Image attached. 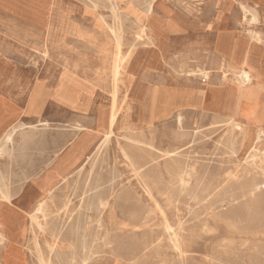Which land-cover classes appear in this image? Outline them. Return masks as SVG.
<instances>
[{
    "label": "bare ground",
    "instance_id": "obj_1",
    "mask_svg": "<svg viewBox=\"0 0 264 264\" xmlns=\"http://www.w3.org/2000/svg\"><path fill=\"white\" fill-rule=\"evenodd\" d=\"M80 1L97 15V22L102 23V26L106 27L113 43L114 53L111 59L113 91L111 93V102L108 108L97 107L93 122L94 129H89L79 120L75 121L72 136L75 135L76 137V134L80 135L73 140H64L62 138L63 140L59 142L60 148L54 155L57 158L46 164L48 168L53 166L59 156L69 147L78 150L84 155L83 160L71 168L67 175L62 176L50 188L49 199H40L33 205L28 218L24 222L21 235L25 238V243L22 249L26 252V259L29 260V264H92L96 254L99 253L95 251L97 245L101 244L103 248H106L111 244L108 232L109 228L105 223L104 214L107 211L113 210L114 203L110 199L115 195L114 185L111 183L108 186V183L106 186L104 179L93 180L91 177L94 173L93 168L97 162L102 160L105 155L103 153L108 149L107 147L112 137L116 136L114 132L115 127L117 130L124 132L122 137L133 146L134 158L128 151L127 145L129 143H126L127 145L117 144L122 157L125 158L128 166L132 168L135 180L137 181V188H139L137 191L136 188L134 189L129 185L128 187L130 188L128 190L134 193L136 201L140 203L143 200L151 202L152 208H147L148 211L145 214H155V212L162 214L159 224L161 232L156 237V240H165L169 249L173 252L177 264H187V260L191 257L189 253L196 228H200L206 232L210 230L212 225L217 227L219 223L225 225V230L211 236V239H216L213 250L215 256L218 253L242 252V249L245 250L247 247H252V249L257 251L258 247L261 246V243L258 242H264V196L256 197L260 192L259 190L264 186V125L258 123L251 124L242 118L219 110L220 108L206 107L198 103L196 100L202 95L201 87L182 85L183 89L179 86L173 92H170L169 89L165 90V88L156 85L157 87L154 86V88L147 92V97L150 98L153 91L156 99H166L167 101V98L174 97L176 93L180 98L190 97L193 100L192 102L172 103L170 105L165 101L162 103L161 109L158 106L160 105L159 103H155L153 106L146 104V107L150 106L151 108L150 115H143L139 123L146 122L147 124H139V126L134 128L129 127L128 122L131 121L127 118L129 108L127 106L118 107L116 103L118 85L124 83L127 74L130 72L131 62H133L131 59L136 51L138 40L141 38L147 40L151 47L156 48V50L165 42L164 38L166 36L143 19V15L153 9V5L157 0H130L124 5H122V0ZM193 1L196 2V6L192 8L198 14L201 10L200 5L206 0ZM226 1L225 6L227 10ZM217 2H220V0H214V3ZM234 2L236 4L235 8L233 7ZM49 4L52 3L45 0H0V12L2 11L6 14H10L9 12H11L15 15V18L18 16L23 18L28 17L35 20L39 26H44L50 20L46 8ZM230 8H233V12H235L233 16L235 26L237 25L240 32L244 33L249 40V44H246L244 48L241 47L240 52L247 50L248 45H250V49L252 50L251 46H253L254 62L251 65L238 62L237 64L235 63L238 68H235L227 57L229 51L233 52L232 47L234 44L228 42L212 43V55H208L192 67L185 64L177 70L187 83L193 82L198 77L209 82L213 75H216L221 80L219 81L221 84L236 85L242 89L256 85L258 80L264 82V29L260 28V24H264V0H233ZM48 9L50 8L48 7ZM105 9L109 12V22L105 19ZM173 15L176 17L178 13H173ZM131 20L137 32L136 41L131 42L125 49H122L126 23ZM189 24L191 23H187V25ZM224 39L228 40L229 38L225 36ZM156 50L153 49V53L157 55ZM259 52L262 53V56L259 55ZM256 56H258V59L255 58ZM41 57H43L42 54ZM36 58L38 59V57ZM230 69H232L231 75L228 73ZM59 78L54 94H52L53 98L55 100H62V102L58 103L71 109L80 110L81 112L86 111L87 106L81 102L80 94L75 85L66 79ZM124 95L128 98L129 93L127 88H125ZM41 103L42 88L39 86V82H36L30 91L28 111L34 114L40 109ZM197 110L200 112L199 115H211L210 125L213 127V130L224 131L215 139L214 148H222L224 153L228 154V161L232 162L233 168H225L216 174H211L208 181H204L206 177L202 176L198 184L192 186L190 180L193 175H196L197 168L187 154L190 152V149L196 147L197 136L200 133L199 128L201 125L194 119L195 113H193ZM152 114H155V117H150L153 116ZM169 119H172L173 122ZM159 120L171 123L169 126L170 130H172L171 139L173 140V144L167 149L156 147L152 142L154 138V123ZM41 121V119H38V122L42 124ZM24 126L25 124L18 120L14 124L8 125L0 133V158L6 155V163L14 155L12 153L14 149L11 151L9 145L12 143L14 135L19 131H23ZM33 126L31 125L32 130L30 132H33ZM253 128L254 131L252 132ZM35 136L33 135V137ZM250 136H252V139H250ZM29 137L26 136L25 139L27 140ZM27 141L29 142V140ZM246 143L249 144L248 149L243 159L238 160V155L242 152L241 150ZM25 145L27 144L25 143ZM29 146L33 145L30 144ZM29 146L27 145L24 149L27 151ZM35 146L38 147L37 145ZM23 147L24 145L21 148ZM18 150L20 151V149ZM59 151H61L60 155L57 154ZM157 152L160 155H157ZM18 153L20 154V152ZM25 155L24 157L26 158ZM21 158L23 159V157ZM159 158L163 159V164L159 163ZM41 162L43 161L41 160ZM11 164L10 167L12 166ZM87 164L90 165V170L84 177H81ZM97 166L99 165L97 164ZM25 168L27 169V167ZM37 168L30 165L28 170L33 171ZM149 168L152 171L155 169L156 172L150 174ZM161 169H164V173H166L169 179L166 190H161L157 186V181L163 175ZM4 171L0 167V205H12L25 185L31 179L42 176L46 170L42 173V168H40L38 172L25 173L23 176L20 174L22 177L20 176L21 178L17 181L18 185L15 183L16 186H12L11 174ZM208 171L206 170V172ZM109 173L110 171H108ZM155 174H157L156 177H154ZM173 185L176 187L178 193H185L186 196L188 195V200L193 201L199 208H203L201 212L195 211V214H204V217L198 219L197 222L188 224V221L183 220L177 215L175 222H170L169 217L165 215L167 213L158 204L156 194L160 196L169 195L171 190L168 189ZM211 185L219 188L210 189V187H203ZM67 186L68 189H66ZM120 186L122 185L120 184ZM234 190H238V193H234ZM225 193L227 194L226 196H224ZM118 197L120 196L118 195ZM126 197L123 196L122 199H126ZM128 198L130 197L128 196ZM166 199L167 203L171 205L172 199L168 196ZM238 199H244L242 207L236 208L224 216L217 214V206L215 204H222L224 201L229 203L232 200L237 201ZM172 209L178 212V207L173 206ZM196 217L198 218V215ZM145 220V224L149 222V220ZM235 237L242 239L239 245L233 244L232 239H235ZM249 241H251V245H248ZM153 242L149 244L153 245ZM149 244H145V246ZM160 244H162V241ZM18 248L12 244L4 224L0 222V264H22L19 262L22 253ZM256 258H252L251 262H255Z\"/></svg>",
    "mask_w": 264,
    "mask_h": 264
},
{
    "label": "rangeland",
    "instance_id": "obj_2",
    "mask_svg": "<svg viewBox=\"0 0 264 264\" xmlns=\"http://www.w3.org/2000/svg\"><path fill=\"white\" fill-rule=\"evenodd\" d=\"M45 1H50L52 4L46 7L47 15L50 17V20L49 23L44 26H39L35 20L28 17L22 18L27 19L28 22L26 24L24 22L21 24L6 19H0V57L9 64L7 65L9 68L7 75L0 80V129H3L4 126L2 125L5 124L6 121L9 125L14 124L18 120L25 124L23 127L24 129H22L25 132H17L13 137L12 143L9 145L11 151L14 149L12 152L14 153V157L12 156L11 158L13 160H7L6 163L7 156L4 155L0 158V167L2 171L5 170L4 172L7 171L11 174V180L13 181L12 186L18 185L17 181H19L25 173L38 172L40 168H42V173L46 170L39 180L30 182L32 189L33 185L41 187L42 189L41 195L35 198L36 202H34V204L40 199H49L50 188L62 176L67 175L71 168L83 160L84 155H82L81 152L69 147L61 155V151H59V153H57L60 155L59 158L53 166L48 168L46 164L57 158V156L54 155L60 148V140L74 139L80 135L76 134V137L75 135L72 136V131H74L73 126L77 120L85 124L89 129H94L93 122L97 107L101 106L108 108L111 102V93L113 91L111 59L114 53V47L106 27H103L102 23L97 22V15L80 0ZM129 1L130 0H122V5L127 4ZM225 5V0H220V2L217 3H214V0H206L201 4V10L198 14L200 19L202 18L203 24L208 27L214 26V28L216 25H222L220 29L225 28L226 31H233V28L230 27V8L227 11ZM192 6H196V2L193 0H158L154 5V10L157 12L159 8L166 7L172 10L174 14L179 13L181 16L192 15L196 13ZM48 7L50 9H48ZM234 7H236L235 2ZM104 12L106 15L105 19L109 22V12L107 9H105ZM143 19H145L144 15ZM260 25V28L264 27V24L261 23ZM126 27L122 49H125L131 42L136 41L135 37L137 36L135 26L132 25V20L126 23ZM164 39L165 42L156 50V48L151 47L147 40L141 38L136 43V51L131 59L133 61L131 62L132 68L138 69V71H136V76L140 79L141 75H150L152 78L151 81L155 84L138 81L137 83L129 85L124 81L123 84L118 85L116 103L118 107L127 106L129 108L127 118L131 120L128 122V126L131 128L137 127L139 124H147L146 122L139 123L143 115H150L151 108L150 106L146 107V104L153 106L155 103H159L160 105L158 106H160L161 109L162 103L166 101V99H156L153 91L151 92V97H147V92L154 88L156 84L170 91L177 89L179 86L183 89L182 85L185 86V84H189L183 76H180L177 70L185 64L189 67L196 65L199 60L200 49L204 47L200 46L198 33L191 28H187L186 31L168 33ZM153 49L157 51V55L153 53ZM41 54L43 57H41ZM5 55L8 56V59L2 57ZM36 57H38V59ZM59 77L75 85V88L80 94L81 102L87 106L86 111L81 112L80 110L71 109L64 105L61 106L58 102H62V100H55L53 98L52 94H54L57 81L60 79ZM195 81L205 86L208 80L204 81L198 77ZM36 82H39V86L42 88V103L40 109L33 114L28 111V107L30 91ZM193 85L196 84L194 82L189 84V86ZM205 87L209 88L210 86ZM125 88L128 89V98L124 95ZM167 99L166 103L168 105L172 103L192 102L193 100V98L190 97L180 98L176 93L174 97ZM196 101L201 104V97ZM193 113H195L194 119L198 121L201 127L199 128L200 133L197 136L196 147L190 149L188 154L186 153L197 168L196 175H193L190 180L192 186L198 184L202 176L206 177L204 181H208L211 174H216L225 168H233L232 162L228 161V154L224 153L222 148H214L215 139L224 131L213 130V127L210 125L212 119L211 115H199L200 112L198 110ZM154 115L150 117H155ZM38 119L42 120V124L38 122ZM169 120L173 122L172 119ZM170 124L171 123L168 121L160 120L154 123V138L152 142L156 147L167 149L173 144ZM31 125H34L33 132L36 133L30 132L32 130ZM114 132L117 137H112L111 144L109 143L108 149L103 153L105 157L102 154L104 159L102 158V160L99 161L101 162L100 164L97 162L99 166H97V164L95 165L93 168L94 173L91 177L93 180L104 179L106 186L108 183V186L111 185V183L114 185L115 195L110 199L111 202L114 203L113 210L107 211V213L104 214L105 223L109 228L108 232L111 244L106 248H103L101 244L97 245V248L95 247V251L99 253L96 254L92 264H177V260L165 240H161L162 244H160L161 241L156 240V237L161 232L159 224L162 214H158V212H155V214H145L146 211H148L147 208H152L151 202L143 200L140 203L136 201L134 193L128 190L130 188L128 187L129 185L134 189L136 188L137 191L139 188H137L134 172L132 168L128 166L125 158L122 157L117 144H126L129 142L122 137L124 134L123 131H119L115 127ZM33 135L38 136L33 137ZM26 136H30L29 139H27L29 142L25 139ZM147 137L148 139L150 138L149 135ZM25 143L28 146L30 144L33 146L27 147L28 149L26 151V149H24L27 146ZM22 145H24L23 148H21ZM248 146V143L244 145L241 150L242 152L238 155V160L243 159ZM17 147L20 151L18 149L16 150ZM127 148L133 157L132 144L129 143ZM18 152H20V154ZM24 154H26V158ZM49 154L50 156H48ZM156 154L160 155L158 152ZM21 157H23L24 160ZM41 160L43 162H41ZM106 161L109 162L106 163ZM158 161L163 164L162 158H159ZM10 163H12L11 167ZM6 164L7 166L5 167ZM30 165L38 168L30 171L28 170ZM25 167H27V169ZM89 167L90 165L88 164L85 166V170L81 177H84L85 174L88 173L90 170ZM150 167L152 166L150 165ZM21 169L24 173L21 172ZM206 170L209 171L206 172ZM95 171H97L98 174ZM108 171H110V175ZM148 171L150 174L156 172L155 169L152 171L150 168ZM161 172H163V175L157 181V186L161 190H166L169 179L166 173H164V169H161ZM112 174L114 177H112ZM156 176L157 174H155L154 177ZM107 179L109 180L107 181ZM120 184L122 186H120ZM203 187H210V189L219 188L214 185ZM66 189H68V186ZM168 190H171L169 195H167L172 199L171 205L167 203V196L155 194L158 204L167 213L165 215L169 217L170 222H175L177 215L183 220L188 221V224L197 222L198 219L204 217V214H195V211L201 212L203 208H199L193 201L188 200V195L186 196L185 193H178L174 185L170 186ZM259 191L260 195L257 194L256 197L264 196V186ZM233 192L237 194L238 190H234ZM118 195L120 197H118ZM226 195L225 193L224 196ZM123 196H127L126 199H122ZM128 196L130 198H128ZM33 205L28 213L23 214L24 222L28 218ZM215 205L217 206V214L224 216L232 210L242 207V205H244V199H238L237 201L232 200L229 203L224 201L222 204L217 203ZM173 206L178 207V212L172 209ZM188 208H190L191 211L190 209L188 210ZM197 215L198 218L196 217ZM144 219L149 220V222L145 224ZM242 225L244 224L242 223ZM20 228H22V226ZM214 228L216 229L214 230ZM224 230L225 225L223 223H219L217 227L212 225L210 230L206 232L200 228H196L195 237L193 238L191 251L189 253L191 257L187 260V264H264L263 241L258 242L261 243V246L258 247L257 251L252 249V247H247L245 250L242 249V252L218 253L217 256H215L213 250L215 248L216 239H211V236L218 234V232L221 233ZM16 240L17 244H19L17 245V247H19L18 250H21L22 253L19 262L22 264H29V260L26 259V252L22 249L24 247L25 238L22 237L21 233L17 232ZM232 240L235 245H239L242 241V239L238 237ZM150 242H153V245H150ZM145 244L149 245L145 246ZM248 245H251V241H249ZM248 253L252 255L251 258ZM252 258H256L257 260L251 262Z\"/></svg>",
    "mask_w": 264,
    "mask_h": 264
},
{
    "label": "crops",
    "instance_id": "obj_3",
    "mask_svg": "<svg viewBox=\"0 0 264 264\" xmlns=\"http://www.w3.org/2000/svg\"><path fill=\"white\" fill-rule=\"evenodd\" d=\"M226 2L228 7L227 10H229L231 5L233 4V1L227 0ZM154 5L153 9L149 13L144 15V21L148 22L153 28H157L163 33L164 36H167L168 33L181 32L183 30L186 31L187 28H191L192 30L197 32L200 38V46H204L202 49H200L198 61L203 60L208 55H212V43L214 44L217 42H228L234 44V46L232 47L233 52L229 51L227 56L230 59V63L233 67L238 68L235 65V63L237 64L238 62L244 63L246 65H251V63L254 62V53L252 51L253 46H251L252 50L250 49V45H248L247 50H242L240 52L241 47L244 48L246 44H249V40L246 38L247 36L244 33L240 32L239 27L237 25L235 26L233 21V16L235 12H233V8H230L229 10V16L231 17L230 27L233 28V31H226L225 28L220 29V26L222 25H216L215 28L214 26H205V24H203L202 18L200 19L199 14L194 13L192 15L181 16L178 13V16L175 17L173 15L172 10L166 7H162L161 9L159 8L157 12H155ZM1 12L0 19H6L11 22H18L21 24H23V22L25 24L28 22L27 19H22L23 17L20 16L15 18V15H13L11 12H9L10 14ZM187 23L191 24L187 25ZM262 29H264V27ZM225 36H227L229 39L225 40ZM259 55L262 56V53L259 52ZM2 57L8 59V56L6 55ZM255 58L258 59V56H256ZM7 65H9L8 62H6L0 57V80H2L9 71ZM136 71H138L137 68L133 69L132 66H130V72L127 74V78L125 79L127 84L130 85L133 83H137L138 81L148 84L153 83L151 81L152 78L150 77V75H141L139 79L136 76ZM231 72L232 69L228 71L230 75ZM219 81L221 80H219L216 75H213L210 81H207L205 85L210 87L206 88L203 84H200V82L193 80V82L196 84L193 86L202 88L201 104L203 106L211 108H220L219 110L230 113L235 117L242 118L246 122H249L251 124L258 123L264 125V82L262 80H258L257 84L254 86L243 89L236 85L221 84V82ZM253 81H255V79H253ZM189 84L185 85L189 86ZM8 125L9 124H7L6 121L5 124L2 125L4 126L3 129H0V133ZM253 131L254 128L252 132ZM250 139H252V136H250ZM40 178L41 176L35 179H31L25 185L24 189L22 190L20 195L15 199L12 205H0V222L4 224V227L7 231V235L14 246L19 245L17 244L16 233H21L22 228L20 227L24 224L23 214L28 213L31 206L34 204V202H36L35 198H38L41 195V187H36L35 185H33L32 189L30 182L33 180H39Z\"/></svg>",
    "mask_w": 264,
    "mask_h": 264
}]
</instances>
